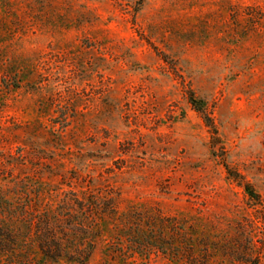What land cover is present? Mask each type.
I'll return each mask as SVG.
<instances>
[{
	"label": "rangeland",
	"instance_id": "obj_1",
	"mask_svg": "<svg viewBox=\"0 0 264 264\" xmlns=\"http://www.w3.org/2000/svg\"><path fill=\"white\" fill-rule=\"evenodd\" d=\"M37 211L89 264H264V0H0V264Z\"/></svg>",
	"mask_w": 264,
	"mask_h": 264
},
{
	"label": "trees",
	"instance_id": "obj_2",
	"mask_svg": "<svg viewBox=\"0 0 264 264\" xmlns=\"http://www.w3.org/2000/svg\"><path fill=\"white\" fill-rule=\"evenodd\" d=\"M188 100L190 105L194 108L195 111L202 114L203 120L208 128L211 129L212 137L217 134L215 131V127L210 119V117L206 114L204 110V102L200 99H196L194 94L192 92L188 93ZM228 174L231 176V173L228 172ZM244 190L248 197L252 200H258L259 195H257L253 189L248 185L244 184ZM3 207V206H2ZM5 208V207H3ZM38 213V211H37ZM40 215L39 218H35L32 220V224L35 226H38L36 228L35 226V241L33 242L35 246L37 247L38 251L36 250L37 256L39 259H42V264H89L90 257L92 255V250H83L85 248L84 243H79V245H74V247L70 246L69 243L71 239L66 237H60L58 235H55L52 233V223L53 221L50 219L49 216H42V213H38ZM4 217H0V245L3 242H6L5 244H2L5 248H7V242L13 243V236L15 237V234L12 235V233L15 232L13 230V227L7 224V220L3 219ZM133 221L129 222V225H123L125 229H120V231L117 232V240L120 241V243H117L120 247H124L127 245L128 239L131 237L137 238L139 241L135 242L134 247L136 248L133 250V253L137 257H142L143 251L149 247L152 251H159L160 248L157 245V238L152 239L154 244H145V238H148L145 234H143L144 231H147L148 225L146 224V220L142 217H135L132 219ZM71 229L73 230L74 227L82 226L77 222H74L69 225ZM29 230V228H28ZM82 242V241H81ZM84 246V247H83ZM82 248V249H81ZM108 253H105L107 256H122L121 264H126L127 261L123 260L126 259V255L121 249V251H117L115 249V245L112 244V247L107 251ZM122 252V253H121ZM19 258V257H18ZM21 258V257H20ZM244 264H258L256 260H248L245 261Z\"/></svg>",
	"mask_w": 264,
	"mask_h": 264
}]
</instances>
